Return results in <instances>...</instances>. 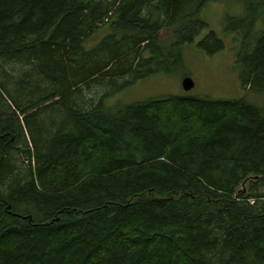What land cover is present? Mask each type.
<instances>
[{
  "label": "trees",
  "instance_id": "16d2710c",
  "mask_svg": "<svg viewBox=\"0 0 264 264\" xmlns=\"http://www.w3.org/2000/svg\"><path fill=\"white\" fill-rule=\"evenodd\" d=\"M212 1L0 0V264H264V107L104 103L175 73ZM238 1L225 29L241 85L264 94V0Z\"/></svg>",
  "mask_w": 264,
  "mask_h": 264
},
{
  "label": "rangeland",
  "instance_id": "374dc122",
  "mask_svg": "<svg viewBox=\"0 0 264 264\" xmlns=\"http://www.w3.org/2000/svg\"><path fill=\"white\" fill-rule=\"evenodd\" d=\"M245 14V4L238 0H215L209 2L202 10L200 17L208 25L192 44L183 48V65L175 73H157L150 77L136 81L133 85L114 93L104 101L105 106L113 108L121 105L134 104L147 101L152 98H208L213 100H240L244 99L251 105L264 107V94L255 93L241 85L240 75L236 67L239 37L225 29V22L230 17H241ZM263 25L260 22L256 31H260ZM213 31L223 40V51L208 55L198 47V42ZM108 29L105 27L91 36L88 43L93 47L103 39ZM161 38H172L171 32L163 31ZM172 40V39H171ZM192 78L194 87L187 91L183 87L185 78ZM85 90L86 99L94 98L99 101L107 91V87H91ZM247 190L246 182L239 191Z\"/></svg>",
  "mask_w": 264,
  "mask_h": 264
},
{
  "label": "water",
  "instance_id": "95a60500",
  "mask_svg": "<svg viewBox=\"0 0 264 264\" xmlns=\"http://www.w3.org/2000/svg\"><path fill=\"white\" fill-rule=\"evenodd\" d=\"M195 83L193 82V80L191 78H186L183 81V87L185 90L189 91L194 87Z\"/></svg>",
  "mask_w": 264,
  "mask_h": 264
}]
</instances>
